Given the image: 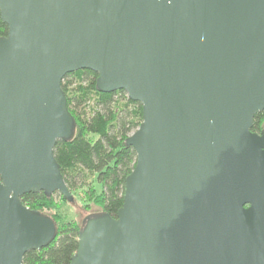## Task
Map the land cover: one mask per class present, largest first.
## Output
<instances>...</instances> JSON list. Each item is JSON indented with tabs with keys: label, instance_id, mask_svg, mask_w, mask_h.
Returning a JSON list of instances; mask_svg holds the SVG:
<instances>
[{
	"label": "water",
	"instance_id": "95a60500",
	"mask_svg": "<svg viewBox=\"0 0 264 264\" xmlns=\"http://www.w3.org/2000/svg\"><path fill=\"white\" fill-rule=\"evenodd\" d=\"M0 19V264L56 236L23 195L75 204L53 149L85 70L142 121L121 207L84 217L69 264H264V0H0Z\"/></svg>",
	"mask_w": 264,
	"mask_h": 264
},
{
	"label": "trees",
	"instance_id": "16d2710c",
	"mask_svg": "<svg viewBox=\"0 0 264 264\" xmlns=\"http://www.w3.org/2000/svg\"><path fill=\"white\" fill-rule=\"evenodd\" d=\"M6 33L7 26L0 19V37ZM69 76H74L79 83L72 94L69 93L72 84ZM96 77L95 73L85 70L62 79L61 89L76 129L72 140L56 142L53 156L69 191L85 189L93 206L114 217L122 205L125 178L135 164V152L124 145V140L142 121L141 106L130 101L122 91L98 92ZM84 82L87 87H82ZM91 92L95 95L94 106L89 117L83 119L80 109L90 100ZM117 97L123 102L118 103ZM262 128L264 110L254 116L252 131L259 132ZM56 199L64 200L58 193L46 197L43 192L20 198L24 206L50 216L57 226L54 240L39 251L26 253L22 264H69L76 252L80 224L44 212L54 209Z\"/></svg>",
	"mask_w": 264,
	"mask_h": 264
},
{
	"label": "rangeland",
	"instance_id": "374dc122",
	"mask_svg": "<svg viewBox=\"0 0 264 264\" xmlns=\"http://www.w3.org/2000/svg\"><path fill=\"white\" fill-rule=\"evenodd\" d=\"M68 80L72 83L69 88V93L72 94L77 90L79 83L76 81L74 76H69ZM81 85L82 87H87L85 82L81 83ZM89 96L90 100L80 109V115L83 117V119L89 117L94 106V93L91 92ZM117 100L119 101L118 103L123 102V100H119L118 97ZM72 195L74 196L75 204L68 203L62 199H56L54 209H45L44 212L50 215H57L59 216L60 220L75 221L78 224L84 220L85 216L100 212V209L93 206L92 203L87 199V196L85 195V189H76L72 192Z\"/></svg>",
	"mask_w": 264,
	"mask_h": 264
},
{
	"label": "built area",
	"instance_id": "2783aa9c",
	"mask_svg": "<svg viewBox=\"0 0 264 264\" xmlns=\"http://www.w3.org/2000/svg\"><path fill=\"white\" fill-rule=\"evenodd\" d=\"M125 96H126V94H125ZM127 97V96H126Z\"/></svg>",
	"mask_w": 264,
	"mask_h": 264
}]
</instances>
